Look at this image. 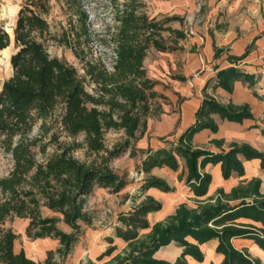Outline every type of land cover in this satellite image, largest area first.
<instances>
[{
    "label": "trees",
    "instance_id": "trees-1",
    "mask_svg": "<svg viewBox=\"0 0 264 264\" xmlns=\"http://www.w3.org/2000/svg\"><path fill=\"white\" fill-rule=\"evenodd\" d=\"M56 1L71 11L69 28L61 34L54 32L48 21L52 0H28L18 12L13 36L0 27V52L14 44L10 60L13 74L0 84V148L13 161L8 176L0 178V264H65L82 235V224H93L94 217L86 209V198L93 189L98 186L119 193L129 184L113 168V161L128 152L131 157L139 153L145 156L138 166L139 172L148 175L141 193L150 188L173 192V187L150 175L151 171L167 167L177 172L184 162L186 185L194 194L196 207L182 203L173 215L151 225L148 215L163 205L146 196L132 210L118 215L115 237L124 240L127 249L113 256L117 247L113 238H107L110 246L98 261L112 256L104 264H188L185 258L190 256L201 262L204 255L200 245L218 240L217 252L224 255L222 264H262L231 242L233 238L253 240L264 251L261 180L254 178L228 193L219 189L216 195L205 198L212 183L205 167L219 164L225 180L233 173L244 176L241 157L259 160L264 169V151L235 143L228 151L216 153L193 144L196 133L218 131L213 115L235 123L254 120L249 104H222L215 98H204L192 126L174 140H170L174 133L158 138L166 147L137 148L148 131L149 119L165 113L160 100H167L155 90L159 82L148 76L145 59L151 49L182 51L179 43L188 39L189 33L172 23L184 26L186 19L176 15L151 18L141 0H124L116 9L115 60L109 70L90 53L89 17L81 2ZM164 33L170 35V43ZM54 45L72 49L83 64L84 75L65 59L53 56L50 48ZM223 52L216 48L215 57ZM247 54L229 56V61L237 64ZM175 79L186 80L181 76ZM236 81L253 86L256 77L230 66L217 71L214 86L232 93ZM186 100L180 98L179 105ZM35 129L38 134L33 136ZM110 130L124 133L123 140L111 149L106 145ZM212 143L220 148L224 145L223 140ZM79 151L84 152L85 159L76 157ZM139 198L133 197L134 201ZM44 211L49 214L45 216ZM15 219L27 222L29 238L58 241L56 252L49 251L44 261L30 258L23 249L17 252L15 244L20 235L6 227ZM61 222L71 232L63 231ZM145 230L148 232L141 235ZM173 242L183 248L175 263L154 257Z\"/></svg>",
    "mask_w": 264,
    "mask_h": 264
},
{
    "label": "crops",
    "instance_id": "crops-1",
    "mask_svg": "<svg viewBox=\"0 0 264 264\" xmlns=\"http://www.w3.org/2000/svg\"><path fill=\"white\" fill-rule=\"evenodd\" d=\"M178 1L185 6L184 14L181 16L188 20L191 19L194 12H197V5L194 0ZM207 4L209 9L205 16V29L200 31L201 34H198V28L196 27V30L192 32L193 35L188 36V39L184 41H180L179 45L183 47V52L169 53V60L173 63H178V60L182 59L183 68L179 74L181 77H185L186 80L172 79L170 81L168 86L170 87L169 98L172 105L169 109H165L162 120H160L161 118L157 119V133L148 130L146 135L138 142V149H147L149 146L154 149L166 147V144L159 141L158 138L171 133H174L170 137L172 140L180 136L196 122V112L200 108L203 99L212 97L222 104H249L255 119L235 123L223 120L218 115H213L219 126L218 131L203 130L196 133L193 136V144L198 148L216 153L228 151L231 145L235 143L248 144L259 151H264V135L262 133V129H264V63L262 60L264 54V0H208ZM176 11L181 12L179 9ZM216 48L224 49V52L218 58L215 57ZM247 51L248 54L244 60L237 64H231L229 56L240 57ZM230 66H236L244 72L254 75L256 77L255 84L250 86L244 81H236L232 93L215 87L217 71ZM208 83L210 84L207 86ZM180 98H186L187 100L179 105ZM152 119L148 121L149 126H151ZM214 140H223V147L220 148L213 144L212 141ZM125 156H129L133 168L137 170V177L134 181L128 179L129 184L121 192L112 193L120 197L125 196L127 198L126 202L120 204L117 210L115 209L116 205L107 207L106 210L113 215L110 227L98 225L99 222L95 219L92 225L82 224V235L65 264H81L87 261L94 264H104L110 261L112 256L98 261V257L110 246L107 238H113V245L117 247V251L113 256L123 253L128 244L124 240L115 237V229L119 226L118 215L132 210L146 196H152L163 205L160 211L148 215L151 225L173 215L182 203H186L189 208L196 207L194 194L186 185L188 170L184 162L181 163L177 172L167 167L154 168L151 171L150 175L164 179L173 187L175 189L173 192L166 193L156 188H150L141 193L140 189L148 175L139 172L138 166L145 156L139 153L136 157H131L129 152L125 153ZM241 159L244 163L245 175L239 176L237 173H233L228 180L223 178L219 164H208L205 167V172L212 176V183L205 198L216 195L219 189H223L228 193L233 188L254 178L261 180V192L264 193V169L261 168L260 161L256 159L249 161L243 157ZM130 174L133 178L132 172ZM135 195H140L141 198L134 201L133 197ZM61 223L64 226L63 231L71 232L69 226L64 222ZM147 232L145 230L140 233L142 235ZM18 234L20 237L15 244L16 251L19 252L23 249L29 255L27 248L20 245L22 234ZM47 239L50 238L37 240L44 241ZM189 241L196 244L193 239L189 238ZM231 242L237 250H246L253 258L259 259L264 264V251L253 240L233 238ZM218 244V240H210L200 245L204 255L201 262L190 256H186L185 259L188 264H222L224 255L217 252ZM182 253L183 248L173 242L160 248L154 257L158 260L175 263ZM41 255V257L34 260L44 261L47 254L44 252Z\"/></svg>",
    "mask_w": 264,
    "mask_h": 264
},
{
    "label": "rangeland",
    "instance_id": "rangeland-1",
    "mask_svg": "<svg viewBox=\"0 0 264 264\" xmlns=\"http://www.w3.org/2000/svg\"><path fill=\"white\" fill-rule=\"evenodd\" d=\"M28 0H1L0 1V27L5 28L12 36V28L15 26L17 15L19 10ZM81 2L84 10L89 17V28L92 40V56L100 59L103 65L107 69H111L115 60L113 38L117 31V24L115 22L116 9L120 7L124 0H78ZM145 4L144 11L151 18L161 19L165 16L172 17L175 15H183L185 6L178 0H141ZM116 2V4H115ZM197 5V12L191 16V19L186 18L184 26L179 22L172 23V26L176 29H183L189 33V36L193 35L192 32L198 28V34L203 31L206 26L205 16L208 12V0H194ZM52 11L48 17V21L53 28V31L61 34L65 29L69 28V20L71 11H69L63 4L56 0H52ZM181 10V14L176 10ZM182 17V16H181ZM164 37L168 39V43L171 42L170 35L164 33ZM184 51V50H183ZM181 51V52H183ZM50 52L53 56H58L65 59L67 62L75 66L81 75H84L83 64L75 57L72 49L64 45L51 46ZM14 53V44H11L6 50L0 52V84L9 79L12 74L11 56ZM90 55V54H89ZM176 63L169 60V53H161L155 49H151L145 59L144 65L147 70L148 76L153 81H158L159 85L155 87L156 91H159L164 95L167 100H160L163 111L169 109L172 105L170 94V81L175 77L181 76L179 73L183 68L180 58ZM1 90V87H0ZM165 114L160 118H153L151 126L148 125V130L152 133H157V119L162 120ZM38 134V129L34 130L33 136ZM124 138L122 131L110 130L106 134V145L108 148H113L116 144L121 142ZM172 140V138H170ZM47 141V140H46ZM76 157L85 159L84 152L79 151L76 153ZM13 168V161L9 154L0 148V178L8 176ZM113 168L120 176H125L130 181L136 179L137 170L133 168L132 162L129 156L122 155L120 158L113 161ZM133 178H131V174ZM116 197V198H115ZM1 198V194H0ZM127 198L125 196L120 197L113 194L109 189L100 188L96 186L93 192L86 198V209L92 214L94 219L98 221V225L110 227L113 215L106 209L107 207L115 206L117 210L120 204H124ZM113 213V210H112ZM46 216L49 212L44 211ZM27 222L20 219H15L13 222H7L6 227H12V229L21 233L22 241L20 245L26 247L28 250V256L32 259L41 257L44 252L47 254L49 251H54L59 247L58 241L53 239H47L44 241L33 240L26 234ZM62 229L64 226L59 224ZM58 258V256H57ZM81 264H89V261Z\"/></svg>",
    "mask_w": 264,
    "mask_h": 264
},
{
    "label": "built area",
    "instance_id": "built-area-1",
    "mask_svg": "<svg viewBox=\"0 0 264 264\" xmlns=\"http://www.w3.org/2000/svg\"><path fill=\"white\" fill-rule=\"evenodd\" d=\"M262 60H263V63H264V54H263Z\"/></svg>",
    "mask_w": 264,
    "mask_h": 264
},
{
    "label": "water",
    "instance_id": "water-1",
    "mask_svg": "<svg viewBox=\"0 0 264 264\" xmlns=\"http://www.w3.org/2000/svg\"><path fill=\"white\" fill-rule=\"evenodd\" d=\"M7 31V30H6ZM8 32V31H7ZM9 33V32H8Z\"/></svg>",
    "mask_w": 264,
    "mask_h": 264
}]
</instances>
